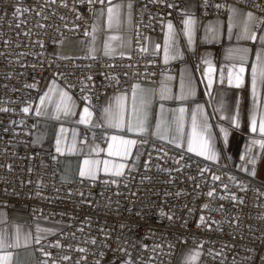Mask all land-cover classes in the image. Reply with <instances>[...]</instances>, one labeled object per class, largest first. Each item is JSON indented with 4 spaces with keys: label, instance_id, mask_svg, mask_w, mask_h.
I'll list each match as a JSON object with an SVG mask.
<instances>
[{
    "label": "built area",
    "instance_id": "obj_1",
    "mask_svg": "<svg viewBox=\"0 0 264 264\" xmlns=\"http://www.w3.org/2000/svg\"><path fill=\"white\" fill-rule=\"evenodd\" d=\"M228 3L264 18V0H196V16H222ZM99 4L0 0V206L62 222L34 246L32 264H175L181 246L197 249L196 264H264L261 182L228 179L218 165L151 135L138 137L133 167L94 180H60L53 153L29 147L30 133L15 117L34 104L44 76L75 99L96 103L110 91L174 71L159 61V43L156 53L143 52L145 36L162 33L169 0L135 2L126 54L58 58L45 52L63 36L85 34ZM175 10L182 18L180 7ZM94 134L104 138L105 131Z\"/></svg>",
    "mask_w": 264,
    "mask_h": 264
},
{
    "label": "crops",
    "instance_id": "obj_2",
    "mask_svg": "<svg viewBox=\"0 0 264 264\" xmlns=\"http://www.w3.org/2000/svg\"><path fill=\"white\" fill-rule=\"evenodd\" d=\"M136 1L103 0L92 9L85 34L63 36L48 45L45 52L58 58L128 53ZM177 6L184 14L180 19L174 16ZM110 7L118 13L111 26ZM195 8L196 0H169L170 11L162 33L145 36L143 52L156 53L159 43V61L174 69L172 73H161L153 82H134L129 90L110 91L92 103L75 99L50 76L41 79L34 104L26 107L27 112L25 108L20 111L15 124L30 133V148L53 153L60 180L111 178L118 176L117 172L121 175L137 161L141 147L138 137L151 135L218 165L228 179L246 176L264 184V134L259 130L264 119V82L257 79L254 93L251 71L258 63V53L264 56V43L260 41L264 18L230 3L225 5L224 15L210 18H198ZM249 13L254 19L249 20ZM186 20L193 22L190 33L186 32ZM252 34L255 40L245 38ZM178 123L182 124L180 131ZM96 128L105 131L104 138L94 134ZM222 129L228 134L227 140ZM201 136L210 150L204 155L198 154ZM190 139L193 151L188 150ZM122 140H133L135 144L124 145ZM209 154L214 158L209 159ZM61 227L60 221L0 206V264H32L34 246ZM197 255L196 248L181 246L174 262L196 264ZM102 264L118 263L107 259Z\"/></svg>",
    "mask_w": 264,
    "mask_h": 264
},
{
    "label": "snow or ice",
    "instance_id": "obj_3",
    "mask_svg": "<svg viewBox=\"0 0 264 264\" xmlns=\"http://www.w3.org/2000/svg\"><path fill=\"white\" fill-rule=\"evenodd\" d=\"M101 2H103V0H101ZM108 17H109V26H111L112 21L118 17V13L114 11V8H112V7L108 8ZM248 17H249V20L254 19V17L252 16L251 13L248 14ZM192 23L193 22L191 20H186L185 21L186 32L187 33H190ZM171 27L172 26L169 25L170 31H171ZM247 31H248V29L246 28V32ZM245 38H250V39L255 40L256 39V36H255V34H252L251 36H247L246 35ZM260 41H261V43H264V35H262L260 37ZM166 43H167V41H166ZM245 51H247V50L245 49ZM167 52H168V49H167V47H165V55L166 56H167ZM257 61H258V63L253 64L252 70H251L252 71V84H253V92L254 93H255V87H256L257 79L259 78L261 82H264V56H261L258 53V55H257ZM240 71L243 72L244 69L241 68ZM237 86H239V83H238ZM133 99L135 100V89L133 90ZM24 111L27 112L28 109L25 108ZM85 111H87V110H85ZM179 111L181 113H183L184 112V109L181 108ZM192 126H193V129H194V136L198 135V134L195 133V129L197 127V123H196L195 117L193 118ZM158 127H159V125H158ZM205 128H206V125H205ZM181 129H182V124H179L178 123V125H177V131H180ZM129 130L131 131L132 129L129 128ZM259 130H260V133L261 134H264V119H262L261 122H260V129ZM221 131L224 132L225 140H227V135H228L227 132L225 130H223V129ZM252 131L253 132L256 131L255 126L252 127ZM113 139L115 140L116 137H113ZM121 143L124 144V145H129V144H135V141H133V140H122ZM198 147L200 149V151L198 152V154H200V155H204L206 153H209V151H210L209 150L208 143L203 139L202 136L198 140ZM261 147L264 148V144H261ZM188 150L189 151H193V148H192V140L191 139L189 140V148H188ZM58 151H59V149H58ZM208 158L209 159L214 158V154H209L208 155ZM243 158L244 157H242V159ZM248 163H253L254 164L255 163V160H249ZM115 174L116 175H120L119 172H117ZM253 174H254V172H253ZM84 175H85V172L82 170L81 171V176H84ZM209 195H212V193H209ZM201 219L203 220V217Z\"/></svg>",
    "mask_w": 264,
    "mask_h": 264
}]
</instances>
